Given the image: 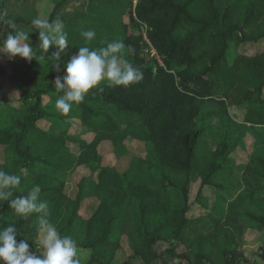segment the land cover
Masks as SVG:
<instances>
[{
	"label": "trees",
	"instance_id": "trees-1",
	"mask_svg": "<svg viewBox=\"0 0 264 264\" xmlns=\"http://www.w3.org/2000/svg\"><path fill=\"white\" fill-rule=\"evenodd\" d=\"M71 1L56 2L48 19L62 20L72 43L61 53L63 62L86 46L80 41L83 31L95 29L98 37L87 46L96 49L123 34L128 24L120 18L124 13L131 31L123 40L126 58L141 69L143 79L129 88L103 82L90 90L74 105L80 132L71 135V114L52 112L44 104L45 96L56 100L62 95L54 81L64 75L63 67L51 72L56 49L43 54L32 19L22 13L8 22L7 0H0V31L29 33L36 53L30 62L15 57L0 65V97L11 100L5 89L13 87L25 97L26 107L21 115L10 114L6 104L0 108L5 154L0 170L21 177L11 198L39 185V200L48 204L46 217L33 213L24 219L0 201V225L14 224L17 240H28L30 250L39 254L44 219L90 252L85 264L250 263L242 208L246 202L255 208L249 213L252 227L264 232V153L247 165L246 188L229 201L226 215L209 214L203 223L204 218L189 216V179L180 183L176 175L189 178L198 169L203 192L245 135H256V146L264 147V46L255 48L264 43V0H137L135 8L131 0L121 6L117 0V11L102 0H90V14H60ZM145 40L152 54L144 52ZM232 47L237 53L230 59ZM38 73L47 80H33ZM238 106L248 107L242 119L231 113ZM214 116L220 124L207 132L203 123ZM129 141L145 152L120 171L103 149L110 145L121 159L130 153ZM72 161L75 170L87 171L76 181L73 196L70 179L61 174ZM139 175L150 181L137 180ZM89 199L98 203L86 217L82 209ZM199 204L207 206L204 200ZM124 238L130 253L120 260ZM257 255L264 261V242Z\"/></svg>",
	"mask_w": 264,
	"mask_h": 264
},
{
	"label": "clouds",
	"instance_id": "clouds-1",
	"mask_svg": "<svg viewBox=\"0 0 264 264\" xmlns=\"http://www.w3.org/2000/svg\"><path fill=\"white\" fill-rule=\"evenodd\" d=\"M32 25L38 30L39 48L43 54L50 47L56 50L53 67L64 75H58L54 81L58 92H62L55 101V110L61 115H68L74 105L81 104L90 90L98 88L103 82L109 87L129 88L143 79L140 68L134 67L126 58V45L122 40H114L101 48H90L96 37L95 29L81 33L86 46L79 47L67 62H63L61 53L69 49L68 33L59 18L52 20L35 18ZM29 33L11 31L0 40L2 54L9 59L20 57L31 61L36 53L30 43ZM21 184V177L11 172L0 170V201H7L14 213L27 219L33 213L48 215V204L39 200L41 188L34 186L27 195L13 197V190ZM11 198V199H10ZM14 224L0 225V264H84L83 254L78 242L72 236H62L55 226L41 219L39 244L41 252L32 251V244L26 239L17 240Z\"/></svg>",
	"mask_w": 264,
	"mask_h": 264
},
{
	"label": "rangeland",
	"instance_id": "rangeland-1",
	"mask_svg": "<svg viewBox=\"0 0 264 264\" xmlns=\"http://www.w3.org/2000/svg\"><path fill=\"white\" fill-rule=\"evenodd\" d=\"M61 0H7V12L4 15V18L8 21H14L15 18L19 14H24L30 19L40 18V19H49L51 13L55 10L56 2H59ZM105 3V6H108L109 8H113L116 11L117 9V0H102ZM126 0H120V6L125 2ZM132 1V8H135V4L137 3V0H131ZM90 0H72L70 3H68L63 9L59 10V13L61 14H72V13H84V15H87L86 13L90 14ZM116 7V8H115ZM124 12V8L121 9ZM120 10V11H121ZM129 15H124V13H120V18L123 20L125 18L126 28L123 29V34H116L113 36L114 40H124L125 36H127L131 31H129L127 28H129ZM12 29L11 31H13ZM15 31V30H14ZM133 31V30H132ZM136 32H140L141 30L138 29L135 30ZM9 31H0V38L7 35ZM104 35V34H103ZM98 35H96L95 38H97ZM84 38L80 41H83ZM85 41V40H84ZM71 43V42H69ZM150 43L148 41H144L143 48L145 53H153L152 47L149 45ZM72 45V43H71ZM264 46V43H261L260 45L256 46L255 48H262ZM254 47H248L247 50H253ZM237 53V49L235 47H232L230 50V59L234 57V55ZM8 56L5 55L4 57H0V65H6L8 61ZM46 59H44L42 56H37L36 61L38 63H44ZM45 65V64H44ZM52 68V69H51ZM51 72L55 71V68L51 66ZM50 72V73H51ZM33 80L44 82L47 80V76L43 73H38L34 75ZM9 85V84H8ZM5 91L7 94L11 95L12 99L9 101H5L2 97H0V108L4 107L5 104L8 105L10 114L13 115H21L24 113L26 107L24 105L25 97L22 96L20 93L18 94L17 90L13 87H6ZM11 92V93H10ZM55 99L50 96L44 97V104L45 107L52 111L56 112L55 110ZM248 108V107H247ZM247 108L238 106L234 108L231 113L238 116L239 119H242L247 112ZM71 114V126H70V134L75 136L78 135L80 132L79 122H78V111L74 108L70 111ZM216 116L209 118L206 120L203 125L205 128H207V132L213 131V128L217 125H219ZM255 138L256 135L248 134L244 136V139L238 144V146L235 148V150L229 155L228 159L224 163L221 170L216 172L210 181V184L205 187L204 191H200L201 185H202V178L200 176V171L198 169L194 170L191 175L188 176L185 174L176 175V179L180 183H184L189 179V196H190V202L189 205L191 206V210L189 213L190 217H197V218H204V220L201 222L203 223L207 218L208 215H214V216H225L227 212V205L230 200L235 198L241 191H243L246 188L245 184V171L247 165L250 163L252 159L257 157L258 155L264 153V147H258L255 144ZM128 147L130 150V153L126 157H122L121 159H118L114 156V154L111 152L112 147L105 146L103 149V153L106 154L107 160L109 163L114 164L117 166V168L120 171H124L128 168V165L130 163V160L133 156L142 154L145 152L144 148L137 144L134 141L128 142ZM200 154H203L204 150L200 149ZM5 159V154L3 148L0 149V161H3ZM73 162V161H72ZM69 166L64 167L61 169V174L64 177H68V180L70 179L69 183V194L74 195L76 188L75 183L76 181L83 175L87 173V171L83 168H79L77 170L74 169L75 164L70 163ZM75 170V171H74ZM137 180L142 181H150V179H147L144 176L139 175L137 177ZM200 200H204L206 203V207L204 208L202 205L199 204ZM97 201L94 199H89L86 202H84L82 212L84 216L88 217L90 216L93 211L95 210L97 206ZM132 208V204H130L129 210ZM255 208L250 205L248 202L243 206L242 210L244 211V215L241 218V222L246 227V233H245V240H244V250L246 251V255L252 259L251 262H254V264H264V261L257 255L258 249L260 245L264 242V232L253 228V222L251 221L249 217V213H252ZM203 225V224H202ZM81 249V252L83 254L84 258V264L88 261L90 258V252L79 246ZM215 250L214 252H216ZM130 253L129 245L127 243V240L124 238V245L123 249L119 252V255L117 256L118 259L122 260L125 259L128 254ZM241 263V264H252V263Z\"/></svg>",
	"mask_w": 264,
	"mask_h": 264
}]
</instances>
